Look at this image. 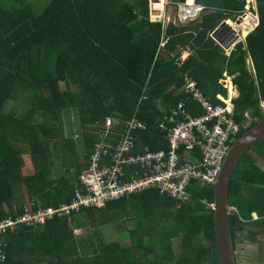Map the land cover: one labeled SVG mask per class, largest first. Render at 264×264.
Listing matches in <instances>:
<instances>
[{"label": "trees", "instance_id": "obj_1", "mask_svg": "<svg viewBox=\"0 0 264 264\" xmlns=\"http://www.w3.org/2000/svg\"><path fill=\"white\" fill-rule=\"evenodd\" d=\"M168 1L166 14L174 20L178 4L187 0ZM195 4L203 7L196 21H171L164 28L149 21L148 0H0V222L59 209L71 203L75 191L83 193L79 177L106 118L116 122L120 135L114 139L127 133L140 152L167 150L164 118L179 112L180 104L200 115L184 89L186 78L219 102L217 94L227 96L219 80L224 73L234 77L235 120L243 123L247 111L252 119L238 138L263 116L264 0H256L257 29L230 56L210 34L235 20L246 0ZM72 115L78 118L79 143L74 133L64 134ZM253 147L264 160V136ZM250 149L228 189L236 264L252 259L264 239V171ZM113 152L100 163L111 164ZM24 155L34 172L23 173ZM58 160L66 166L56 175ZM133 173L128 168L127 180ZM187 191V202L148 189L99 209L54 215L43 224H16L1 235L0 264H219L214 211L208 206L214 185L192 182ZM106 226L115 228L116 240L104 239ZM75 230L83 234L77 237Z\"/></svg>", "mask_w": 264, "mask_h": 264}, {"label": "built area", "instance_id": "obj_2", "mask_svg": "<svg viewBox=\"0 0 264 264\" xmlns=\"http://www.w3.org/2000/svg\"><path fill=\"white\" fill-rule=\"evenodd\" d=\"M149 21L160 23L163 21L174 22L177 25L189 24L198 19L203 7L195 4L181 3L177 6L174 20L166 15L168 0H150ZM247 6V5H246ZM243 12L237 13L235 20L222 22L237 37L235 45L243 42V39L255 31L259 24L256 8L246 7ZM246 30V36L242 35ZM232 40V39H231ZM165 40L163 46L167 43ZM229 78L230 76H226ZM234 91L238 92L237 85ZM217 95L219 102L208 99L197 87L195 81L186 83L189 98L200 110V115H192L183 110L172 111V115L166 116L161 124L166 133L168 142L167 150L151 151L145 148L140 152L127 133L120 140L116 138V144L109 140H115L116 122L113 119H105L98 132L99 142L94 144L90 161L79 177L84 187V192L75 191V195L69 205L59 209L39 210L38 212H24L15 221L7 219L0 222L1 235L7 228L11 230L16 224L26 225L43 224L54 215L69 217L72 212L80 209L102 208L107 202L116 201L125 195L138 194L148 189H157L161 194H166L181 202L189 199L188 188L192 182L200 185H215L222 170L225 158L236 141L242 127H247L246 117L243 123L235 120L236 103L229 96ZM238 97H233V100ZM183 116V119H178ZM129 128H138L141 125L127 123ZM120 135V134H119ZM113 144H112V143ZM111 164H102L103 156L111 154ZM111 148V149H110ZM128 168H133L134 173L128 175ZM213 207V205H211ZM234 211V208H230Z\"/></svg>", "mask_w": 264, "mask_h": 264}, {"label": "water", "instance_id": "obj_3", "mask_svg": "<svg viewBox=\"0 0 264 264\" xmlns=\"http://www.w3.org/2000/svg\"><path fill=\"white\" fill-rule=\"evenodd\" d=\"M229 29L221 24L214 32L213 39L224 49H230L231 45L237 41L234 38L231 42L224 39V33ZM264 136V114L257 122L249 128L237 141L231 146L222 170L214 185V226L217 241V250L219 264H236L233 238L231 234L229 216V184L231 176L241 158L250 147Z\"/></svg>", "mask_w": 264, "mask_h": 264}, {"label": "rangeland", "instance_id": "obj_4", "mask_svg": "<svg viewBox=\"0 0 264 264\" xmlns=\"http://www.w3.org/2000/svg\"><path fill=\"white\" fill-rule=\"evenodd\" d=\"M186 2L189 3L188 0ZM150 3H151L150 0H148V8H149ZM246 5H245L246 7H250L251 6L253 8H256V0H246ZM172 10H173V8H170L168 10V12L170 13ZM174 11H175V9H174ZM162 23L166 24L167 21H163ZM245 43H246V40L243 41V44H245ZM233 45L234 44L231 45L230 49H223V51L226 54V56H230L231 55V53H232L231 51H233L234 48H235V46L233 47ZM250 66H252V65H250ZM219 83L223 87H225V86L229 87V85L231 84L230 77L227 78L226 76H224L222 79L219 80ZM227 94H228V90H227ZM235 96L239 97V93L237 94V92H235L233 97L235 98ZM259 106L261 107V110L264 111V101H260ZM246 114L248 116V117L245 116L246 120L248 119L246 125L248 126V125L251 124L252 119H251V114H250L249 111H247ZM77 125H78V118H76L75 115H72V117L70 118V121L69 122L67 121L64 124V129H65L64 134H65L66 137H68L70 135L69 133H71V134L74 133L75 135L73 136V138H74L75 142L79 143V141H80L79 139L80 138L77 135V127H78ZM253 152H254V147L250 149V152H249L250 154L249 155H251L252 157H255L257 160H259L261 162V167H262V170L264 171V160H262V159L260 160L259 157L256 156L255 153H253ZM24 160H25V165L26 166H25L24 170H22L23 173L34 172V167L32 165V160L30 159V157L24 155ZM65 166H66V164H63L60 160H58V169H56L57 170L56 171V175H59L62 172H64ZM14 203L16 205L17 202L14 201ZM208 206L211 207V205H208ZM256 220H257V218H255V219H254V217L252 218V221H256ZM74 232H75L74 234L77 237H79V236H81L83 234L82 230H75ZM102 233H103L104 239L106 241H114V240H116V230L112 226L103 227L102 228ZM259 234H261V233H259ZM244 235H247V234H244ZM177 243H178V241L174 242V244H177ZM243 264H259V261H258V259H246Z\"/></svg>", "mask_w": 264, "mask_h": 264}, {"label": "crops", "instance_id": "obj_5", "mask_svg": "<svg viewBox=\"0 0 264 264\" xmlns=\"http://www.w3.org/2000/svg\"><path fill=\"white\" fill-rule=\"evenodd\" d=\"M167 15V14H166ZM168 16V15H167ZM193 23V22H192ZM167 27V23L164 25ZM212 34V33H211ZM210 34V37L213 39L212 35ZM167 40V39H166ZM214 40V39H213ZM165 41V40H164ZM215 41V40H214ZM189 57V53L186 51L182 54L181 59H180V63H184L186 61V59ZM227 76V73H224L223 77ZM192 80L191 78H186L185 80V84H184V89L186 90V83L187 81ZM192 81H195L194 79ZM196 82V81H195ZM197 84V83H196ZM188 92V91H187ZM235 93L232 94V97L234 96ZM217 95H222V94H217ZM231 95V93H230ZM256 218V216L254 215V219ZM252 259H258L259 264H264V239L260 240V242L258 243V247H257V252L254 254Z\"/></svg>", "mask_w": 264, "mask_h": 264}, {"label": "clouds", "instance_id": "obj_6", "mask_svg": "<svg viewBox=\"0 0 264 264\" xmlns=\"http://www.w3.org/2000/svg\"><path fill=\"white\" fill-rule=\"evenodd\" d=\"M195 1V0H194ZM257 9V8H256ZM244 10H245V8H244ZM222 24V23H221ZM220 24V25H221ZM220 25L212 32V36H213V34H214V32L220 27ZM227 29H229V28H227ZM254 32V31H253ZM250 35V34H249ZM249 35H247L244 39H243V41H245L246 40V38L249 36ZM234 38H237V37H234V34H232V31H230V29L226 32V33H224V39L225 40H227L228 42H231ZM232 39V40H231ZM216 42V41H215ZM217 43V42H216ZM236 43V42H235ZM235 43H233L234 45H233V47L235 46H237V45H239V44H241V43H243V42H241V43H239V44H237V45H235ZM218 44V43H217ZM222 49H224L223 48V46L222 45H220V44H218ZM235 49V48H234ZM232 52V51H231ZM250 65H252V66H250ZM247 66H248V69H249V71H251L252 73H254V67H253V61H252V59L251 58H248V60H247ZM251 67V68H250Z\"/></svg>", "mask_w": 264, "mask_h": 264}, {"label": "bare ground", "instance_id": "obj_7", "mask_svg": "<svg viewBox=\"0 0 264 264\" xmlns=\"http://www.w3.org/2000/svg\"><path fill=\"white\" fill-rule=\"evenodd\" d=\"M161 1H162V0H161ZM193 1H194V0H188L189 4H192ZM242 35H243V36H246V30H242ZM233 82H234V81H233ZM234 84H235V83H234ZM228 89H229L230 100H231L232 102H234L235 100H233L232 94L235 93V91H234V86H233L232 83L229 85ZM231 89H232V90H231ZM230 93H231V95H230ZM245 116L248 117L246 113H245ZM235 117H236V113H235ZM238 135H239V134H238ZM239 138H240V137H239ZM239 138H238V136H237V139H239ZM237 139H236V141H237ZM236 141H235V142H236ZM235 142H234V143H235ZM234 143H233V144H234ZM233 144H232V145H233Z\"/></svg>", "mask_w": 264, "mask_h": 264}]
</instances>
